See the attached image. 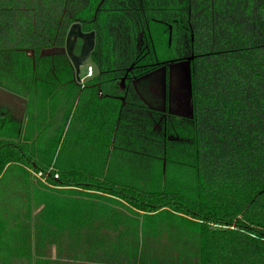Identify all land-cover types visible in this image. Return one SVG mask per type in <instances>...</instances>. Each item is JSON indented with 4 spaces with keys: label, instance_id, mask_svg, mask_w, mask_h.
I'll use <instances>...</instances> for the list:
<instances>
[{
    "label": "trees",
    "instance_id": "obj_1",
    "mask_svg": "<svg viewBox=\"0 0 264 264\" xmlns=\"http://www.w3.org/2000/svg\"><path fill=\"white\" fill-rule=\"evenodd\" d=\"M188 59L191 116L122 87ZM0 88V264H264V0H0Z\"/></svg>",
    "mask_w": 264,
    "mask_h": 264
},
{
    "label": "flooded vegetation",
    "instance_id": "obj_2",
    "mask_svg": "<svg viewBox=\"0 0 264 264\" xmlns=\"http://www.w3.org/2000/svg\"><path fill=\"white\" fill-rule=\"evenodd\" d=\"M96 41H97L96 30L86 31V30H84L82 22L77 21L70 26L68 33H67V36H66L65 43L62 47L59 48V50H61L62 52H64L67 55L70 63L72 64V66L75 70L76 79H77L78 84H80L81 89H84V88H87L90 86L91 87L96 86L97 87V95L102 97L103 91H102V87H101L100 83H95L93 85L88 84L89 81H92L97 77V75L99 73V68H98V73L96 74L95 77H93L90 80L85 81L86 78L92 77L94 75V69L92 71V74H90V75L86 74V75H83V77H82V74H80V75L78 74L77 66L75 64V61L77 60L78 56H80V54L82 53V49L84 48V46H86V52L89 53L90 59L92 60V62H94L96 64V61H94V59H96V57L94 56V53L96 51V45H97ZM70 49H71V51H70ZM171 63L166 62L165 64L159 65L156 69H154L150 73L143 75V76H140V77H135V76L128 77L127 76L126 78H123L121 81L122 87L125 88L126 84L130 83L131 86L133 87V90H130L129 93L131 94V97L133 100H136L138 97L145 103V105L147 106V108L150 112L154 111L157 113V115L163 114L166 116L165 112L166 113H168V112L172 113L170 110L171 99H172L171 91H170L171 68H172ZM120 65H121V60H120ZM82 67L83 66H81V68ZM97 67H98V65H97ZM161 71H164V73H165L164 94L162 95L161 91L159 89L157 90V92H155L152 88L155 95H153L151 97L145 95L144 92L146 93V91L148 90V86L145 85V81L147 79H149L150 77L154 76L156 73H159ZM153 97H154V99H153ZM0 111L1 112L4 111L3 113L8 112V113L12 114V112L5 107H0Z\"/></svg>",
    "mask_w": 264,
    "mask_h": 264
},
{
    "label": "rangeland",
    "instance_id": "obj_3",
    "mask_svg": "<svg viewBox=\"0 0 264 264\" xmlns=\"http://www.w3.org/2000/svg\"><path fill=\"white\" fill-rule=\"evenodd\" d=\"M171 106L170 110L172 113H176L182 116H191V92L189 90V69L190 60H183L180 62L171 63ZM82 77L87 73L88 69L86 66L82 67ZM165 73L161 71L156 73L145 81V85L148 86V92H144L147 96H153L155 90H160L161 94H164L165 90ZM155 97V96H154ZM153 97V99H154ZM59 176V175H58ZM49 251H52L51 253ZM49 255L56 258L57 249L48 250Z\"/></svg>",
    "mask_w": 264,
    "mask_h": 264
},
{
    "label": "crops",
    "instance_id": "obj_4",
    "mask_svg": "<svg viewBox=\"0 0 264 264\" xmlns=\"http://www.w3.org/2000/svg\"><path fill=\"white\" fill-rule=\"evenodd\" d=\"M81 56V54H80ZM78 56V58L80 57ZM81 66H86L87 69H88V66L89 65H80L79 66V72L78 74H82V70H81ZM87 74V73H86ZM84 74V75H86ZM155 92H157V90L153 89ZM152 90V91H153ZM155 95V94H154ZM25 98H16L14 96H11V95H8L6 93H3L2 91H0V107H5L7 109H9L13 114L14 116L23 122V124L26 122V117H27V114H26V111H27V100H23ZM137 110V109H136ZM42 180V178H41ZM36 212V211H35Z\"/></svg>",
    "mask_w": 264,
    "mask_h": 264
},
{
    "label": "water",
    "instance_id": "obj_5",
    "mask_svg": "<svg viewBox=\"0 0 264 264\" xmlns=\"http://www.w3.org/2000/svg\"><path fill=\"white\" fill-rule=\"evenodd\" d=\"M70 51H71V49H70ZM188 60H190V59H188ZM75 64H76V66H77V70L79 69V66H80L81 64H82V65H91V66L93 67V69H94V75H93L92 77H88V78H86L85 81H86V80H90V79H92V78L95 77L96 74L98 73V67H97V65H96L94 62H92V60L90 59V55H89V53L86 52V46H84V48L82 49L81 56H80L79 58H77V60L75 61ZM78 72H79V70H78ZM188 78H189V90H190V92H191V99H192V73H191V60H190V69H189V77H188ZM0 91H2L3 93H6V94H8V95L14 96V97H16V98H20V99H22L21 97L15 95V94H12L11 92H8V91H6V90H4V89H1V88H0ZM23 100H25V99H23Z\"/></svg>",
    "mask_w": 264,
    "mask_h": 264
},
{
    "label": "built area",
    "instance_id": "obj_6",
    "mask_svg": "<svg viewBox=\"0 0 264 264\" xmlns=\"http://www.w3.org/2000/svg\"><path fill=\"white\" fill-rule=\"evenodd\" d=\"M92 71H93V67H92L91 65H89V66H88L87 75L92 74ZM37 175H38L39 177L43 178V177H42V173H38ZM56 177H58V175H57ZM44 180H45V179H44Z\"/></svg>",
    "mask_w": 264,
    "mask_h": 264
}]
</instances>
